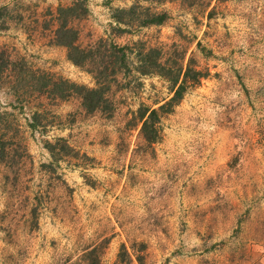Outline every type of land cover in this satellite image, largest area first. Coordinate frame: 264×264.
Returning a JSON list of instances; mask_svg holds the SVG:
<instances>
[{
	"label": "rangeland",
	"instance_id": "obj_1",
	"mask_svg": "<svg viewBox=\"0 0 264 264\" xmlns=\"http://www.w3.org/2000/svg\"><path fill=\"white\" fill-rule=\"evenodd\" d=\"M75 1L0 0V264H264V0L141 2L168 20L118 35L113 9L136 0H85L78 44L132 49L111 116L15 82L21 68L95 86L54 44L56 11ZM142 47L206 74L153 145L137 111L172 92L138 73Z\"/></svg>",
	"mask_w": 264,
	"mask_h": 264
},
{
	"label": "trees",
	"instance_id": "obj_2",
	"mask_svg": "<svg viewBox=\"0 0 264 264\" xmlns=\"http://www.w3.org/2000/svg\"><path fill=\"white\" fill-rule=\"evenodd\" d=\"M113 1L104 0L107 6ZM199 1L204 2L206 6L211 0ZM141 2L160 5L165 0H136L128 7L113 9L112 19L118 27L117 35L129 32L132 28L160 26L168 20L169 16L166 12H157L149 6H142ZM87 13L85 0H77L67 7H59L56 11V28L53 39L56 46L66 50L67 59L73 65L86 68L87 72L92 75L95 82L93 88L46 73L37 75V73L24 71L21 68L15 72V82H21L24 91L37 92L53 100L66 101L76 97L87 114L100 113L111 116L114 112L112 85L117 83L116 75L122 73L123 70H129L132 49L129 46L119 47L105 39H99L93 45L80 46L78 44L79 31L72 26V23L85 17ZM136 59L139 63L137 67L139 74H155L163 78L169 83L172 92V96L157 108L141 107L137 111L135 120L137 125H140L139 135L144 142L153 145L161 139L162 118L172 113L186 91L200 83L206 74L189 64L184 67L182 64L175 66L168 64L167 60H163L161 51L154 48L142 47ZM0 60L3 58L0 57ZM8 66L6 62H2L0 73L7 70ZM12 66L11 72L16 71L15 65L12 64ZM60 141L64 140L60 139ZM48 148L51 155H54V146L48 144ZM64 148L68 151L71 149L66 144ZM64 148L60 149L62 153L65 152ZM5 151V144L0 141V159L4 158ZM136 258L141 263V258L139 256Z\"/></svg>",
	"mask_w": 264,
	"mask_h": 264
}]
</instances>
